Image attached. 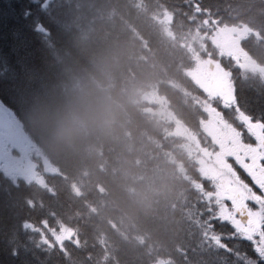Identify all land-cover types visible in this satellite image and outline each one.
<instances>
[{
    "label": "trees",
    "instance_id": "16d2710c",
    "mask_svg": "<svg viewBox=\"0 0 264 264\" xmlns=\"http://www.w3.org/2000/svg\"><path fill=\"white\" fill-rule=\"evenodd\" d=\"M26 3L0 0V53L20 75L14 113L39 166L32 182L0 181V262L37 264L8 252L22 222L47 219V264H207L194 222L207 98L194 76L219 63L260 107L264 0H50L46 45ZM242 27L257 69L214 41Z\"/></svg>",
    "mask_w": 264,
    "mask_h": 264
},
{
    "label": "snow or ice",
    "instance_id": "6c2138e0",
    "mask_svg": "<svg viewBox=\"0 0 264 264\" xmlns=\"http://www.w3.org/2000/svg\"><path fill=\"white\" fill-rule=\"evenodd\" d=\"M21 19L39 45H46L51 37L50 0H27ZM0 63L4 65L0 70L2 137L5 116H14L20 75L6 54L0 53ZM20 67L26 69L23 64ZM202 88L207 98L204 111L208 119L203 123L208 146L201 149L204 160L196 184L194 222L207 251V264H264V96H260V107L253 108L237 95L230 70L219 63ZM4 159L0 151V164ZM46 228L47 219L22 222L19 233L23 238L17 233L8 255L16 259L23 251L37 264H47L53 244Z\"/></svg>",
    "mask_w": 264,
    "mask_h": 264
},
{
    "label": "flooded vegetation",
    "instance_id": "af4514ba",
    "mask_svg": "<svg viewBox=\"0 0 264 264\" xmlns=\"http://www.w3.org/2000/svg\"><path fill=\"white\" fill-rule=\"evenodd\" d=\"M229 43L232 44V50L229 51L231 56H239L240 39L237 36H231ZM212 72L206 73L210 76ZM227 86V85H226ZM11 119V118H10ZM4 134L0 137V151L4 154V162L0 164V178H8L13 181L23 177V180H28L35 175V170L29 165L31 155L35 151L33 144L23 134L19 123L12 118L9 128L3 130Z\"/></svg>",
    "mask_w": 264,
    "mask_h": 264
},
{
    "label": "rangeland",
    "instance_id": "374dc122",
    "mask_svg": "<svg viewBox=\"0 0 264 264\" xmlns=\"http://www.w3.org/2000/svg\"><path fill=\"white\" fill-rule=\"evenodd\" d=\"M245 30H246V29H245ZM214 39H215L217 42H220V38H219V36H215ZM226 39H227V38H225V39L223 40V42H222L223 44L227 43ZM231 45H232V44H231ZM229 48H230V47H229ZM227 49H228V48H227ZM246 67H247V66H244L243 68H246ZM199 73H200V72H199ZM199 73H198V74H199ZM207 79H208V78L204 77L203 75H199V76H198V80L200 81L201 86H202L204 83H206ZM225 82H226V79H225ZM148 100H149L148 102H151V101H150V98H148ZM178 130H179V131H183L182 128H178ZM203 160H204V156H203L202 158L199 159L200 170H201V168L203 167V164H202V161H203ZM29 179H30V178H29Z\"/></svg>",
    "mask_w": 264,
    "mask_h": 264
}]
</instances>
